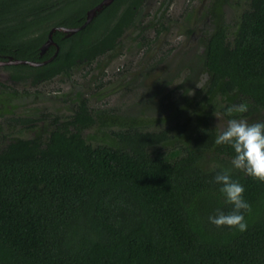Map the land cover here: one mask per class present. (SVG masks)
<instances>
[{"label": "trees", "instance_id": "obj_1", "mask_svg": "<svg viewBox=\"0 0 264 264\" xmlns=\"http://www.w3.org/2000/svg\"><path fill=\"white\" fill-rule=\"evenodd\" d=\"M100 1L0 0V57L46 61L55 48L41 56V46L51 28L82 25ZM138 5L114 0L84 28L56 31L57 55L12 65V78L48 81L69 74L77 60L111 54L121 44L122 13L132 29ZM215 21L195 130L186 134V124L176 123L146 131L134 121L93 143L83 131L96 120L82 98L70 119L53 118L46 135L0 147V264H264V182L231 170L251 205L245 231L208 221L216 209H231L213 181L234 154L214 142V113L264 120V0H247L232 39L223 14ZM241 102L247 112L226 114ZM174 130L180 143L152 149L172 143Z\"/></svg>", "mask_w": 264, "mask_h": 264}, {"label": "rangeland", "instance_id": "obj_2", "mask_svg": "<svg viewBox=\"0 0 264 264\" xmlns=\"http://www.w3.org/2000/svg\"><path fill=\"white\" fill-rule=\"evenodd\" d=\"M160 1L158 0L153 10L159 6ZM220 1L224 18L229 25V37L232 39L247 0ZM200 2L201 0H173L168 13L172 18L183 22L188 6L195 12ZM64 16L66 15L57 18L63 21L66 19ZM200 20L201 17L195 25ZM179 30V25H175L168 34L156 35L150 29L143 33L144 38L137 31H127L119 48L111 54L103 55L90 63L81 62L69 74H59L37 85L9 81L12 70L0 66V81L5 80L6 85H13L14 90L19 93L15 95L19 100H6L5 105L1 104L0 145L8 143L11 138L32 137L41 132V124L44 128L42 133L46 134L52 125L50 119L56 116L60 120L70 119L82 98L87 100L96 120L93 126L83 131V135L93 143L100 142L103 138L108 139L113 131L124 129L126 123L134 121L141 122V128L146 131H160L176 123L186 124V134L195 130L198 126L196 101L203 92V89L196 88L195 82L202 73L207 72L201 54L198 57L194 54L200 43L196 46L189 41V35H181ZM150 39L152 43L143 46ZM18 57L22 56L18 54ZM181 75L184 82L172 84ZM8 86L4 89L0 84V93L7 91V94L0 95L5 99L10 97L8 94H13L12 86ZM192 89L193 93L189 95ZM4 108L10 110L6 111ZM215 115L220 118L219 122H226L228 119L221 112H215L213 123L216 127L219 122ZM25 118L35 123L21 126ZM41 119L44 120L38 122ZM172 133L176 136L172 137V143L157 144L152 149H170L174 143H180V138H184L175 130ZM217 164L219 162L216 160L209 162L210 166Z\"/></svg>", "mask_w": 264, "mask_h": 264}, {"label": "clouds", "instance_id": "obj_3", "mask_svg": "<svg viewBox=\"0 0 264 264\" xmlns=\"http://www.w3.org/2000/svg\"><path fill=\"white\" fill-rule=\"evenodd\" d=\"M207 73H202L195 82L196 88L203 89L207 80ZM183 75L172 84H182ZM193 89L188 94L191 95ZM248 104L241 102L225 109L226 114L245 113ZM216 116V115H215ZM218 118V122L220 118ZM219 129L215 136V144H226L233 150L231 168L218 171L213 177L214 183L219 186V192L224 197V202L231 205L229 211L216 209L214 215L208 216L209 223L221 227L228 226L241 232L248 227L245 213L251 211V205L244 198V186L231 175L232 169L242 171L245 175L254 177L264 182V120L249 122L244 118H230L226 122L217 123Z\"/></svg>", "mask_w": 264, "mask_h": 264}, {"label": "flooded vegetation", "instance_id": "obj_4", "mask_svg": "<svg viewBox=\"0 0 264 264\" xmlns=\"http://www.w3.org/2000/svg\"><path fill=\"white\" fill-rule=\"evenodd\" d=\"M208 1L209 0H201L200 5L198 6L197 10H195V12L191 10L190 6H188V11H187L186 17H184L182 19L183 22H180L179 20H176V19L172 18L169 15V13H168V11L170 9V6L173 3V0H161L159 6L155 10H153V8L158 3V0H139V5L135 6L136 7V11H135L133 17L131 18V20H132L131 21V23H132L131 24L132 25L131 28L132 29H127V26L124 25L125 22H126L124 16H126V15H124V13H122V29H123V32H122V36L120 37V40H121L120 43L122 42L123 39H125L124 37L126 35V32L134 30L136 26L138 27V29H136V31L139 32V34H140V36L142 38H144L145 36H143V33L148 31V30H150V29L154 30L156 35H166V34H168L170 32V30H171V28L173 26L179 25V29H180L179 32L181 33V35H184V36L189 35V38H188L189 41L193 42L196 46H198V44L200 43L197 52H195L194 54H195L196 57H198V55L201 54L200 57L202 58V62H203L204 69H205L206 66H205L204 62H205L206 45H207L208 39L210 37V34H211V32H212V30L214 28V24L216 22L215 21V14H218V13L224 14L222 1H220V0H211L210 1V6H208L209 5ZM200 17H201L200 22L197 25H195V22ZM182 23H184V24H182ZM133 25H134V27H133ZM58 26H60V25H58ZM53 27H55V26H53ZM56 31H60V30H56ZM66 36H68V35H66ZM150 43H152V39L147 40V43H143L144 45L143 44L142 45L143 46H147V45L149 46ZM142 45H141V47H142ZM52 46L55 49H54V52L49 57V59H50L52 56H54L55 52L57 51L58 46H59V50H60V45H59L58 41H56V40H54V43H52L46 49V51L44 53H40V55L44 56L45 54H47V52L50 53V50H51ZM109 53L110 52H108L105 55H109ZM9 57L10 56H3V57H0V60H7ZM99 57H101V56H99ZM99 57H97V58H95L93 60L84 61V62L90 63V62L96 61ZM49 59H47V60H49ZM40 62H44V61H40ZM80 63L81 62L79 60H77L76 63L73 65L72 69H74ZM12 65H16V64L0 65V66H4L6 68H10L12 70V72L9 73V81L14 82L15 84L24 83V84H28V85H37L39 83L45 82V81L33 82L31 77L13 79L12 76H11L12 73H13V69L11 68ZM206 72H207V77L208 78L205 81L204 86L206 85V83H207V81L209 79V72L207 70H206ZM5 82H6L5 80H3V82L0 81V84H2L5 87L4 89H7L6 86H8V84L6 85ZM10 86H12V88H11L12 91L11 92L14 95L13 94H8L10 97H7V99H5L4 97L0 96V110H1V108L3 106L1 104L5 105L6 104L5 102H7V101L8 102H12L14 100H19V98H15L16 97L15 95L19 94L18 91H16V89L14 90V88H13L14 86L13 85H9L8 87H10ZM23 93L27 94V92H23ZM5 94H7V91L4 92V93H0V95H5ZM20 95H21V93H20ZM12 98H13V100H11ZM77 108L75 109V112H76ZM4 110L7 111V110H10V109H5L4 108ZM90 110H91V113L93 115L92 109H90ZM41 117H43V116H41ZM93 117L95 118V116H93ZM43 120L44 119L38 120V122L39 121H43ZM52 120L53 119H50V122ZM31 121L32 120H30L28 118H25L24 122H26V123H24V122L21 123V126H23V125H26V126L33 125L35 122H33V121L31 122ZM60 121H64V120H60ZM43 129L44 128H43V126L41 124V132H39V133H42ZM35 135H33V136H35ZM44 135H46V134H44ZM15 138H22V137H15ZM15 138H11L10 140H8V142L14 140ZM4 145H0V147H2Z\"/></svg>", "mask_w": 264, "mask_h": 264}, {"label": "water", "instance_id": "obj_5", "mask_svg": "<svg viewBox=\"0 0 264 264\" xmlns=\"http://www.w3.org/2000/svg\"><path fill=\"white\" fill-rule=\"evenodd\" d=\"M114 0H102L100 1L98 4H96L95 6L91 7L88 11H87V15H86V20L85 22L80 25V26H75V27H67V26H55L53 27L49 34H48V38L47 40L43 43V45L41 46V53H44L46 51V49L52 44L54 43V39H53V33L56 30H60L66 33V35H70L82 28H84L96 15L99 11H101L103 9V7L111 4ZM59 51V46L57 48V51L55 52L54 56H52L49 60L53 59V57H55V55H57ZM46 60V61H49ZM44 62H40V61H34V60H29V59H21V58H13L12 56H10L7 60H0V65H6V64H30V65H40L45 63Z\"/></svg>", "mask_w": 264, "mask_h": 264}]
</instances>
